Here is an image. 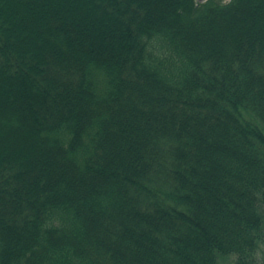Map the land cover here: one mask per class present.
I'll return each mask as SVG.
<instances>
[{"label": "trees", "instance_id": "1", "mask_svg": "<svg viewBox=\"0 0 264 264\" xmlns=\"http://www.w3.org/2000/svg\"><path fill=\"white\" fill-rule=\"evenodd\" d=\"M264 0H0V264H264Z\"/></svg>", "mask_w": 264, "mask_h": 264}, {"label": "rangeland", "instance_id": "2", "mask_svg": "<svg viewBox=\"0 0 264 264\" xmlns=\"http://www.w3.org/2000/svg\"><path fill=\"white\" fill-rule=\"evenodd\" d=\"M260 259L261 260L264 259V254L263 253L260 254Z\"/></svg>", "mask_w": 264, "mask_h": 264}]
</instances>
